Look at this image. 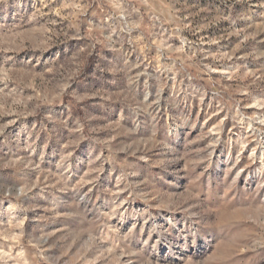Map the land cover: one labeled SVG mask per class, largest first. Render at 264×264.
Returning a JSON list of instances; mask_svg holds the SVG:
<instances>
[{"label": "rangeland", "instance_id": "obj_1", "mask_svg": "<svg viewBox=\"0 0 264 264\" xmlns=\"http://www.w3.org/2000/svg\"><path fill=\"white\" fill-rule=\"evenodd\" d=\"M0 264H264V0H0Z\"/></svg>", "mask_w": 264, "mask_h": 264}]
</instances>
